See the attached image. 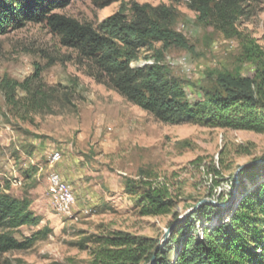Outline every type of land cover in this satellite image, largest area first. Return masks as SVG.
<instances>
[{"label":"rangeland","instance_id":"1","mask_svg":"<svg viewBox=\"0 0 264 264\" xmlns=\"http://www.w3.org/2000/svg\"><path fill=\"white\" fill-rule=\"evenodd\" d=\"M104 1L76 0L55 12L97 25L121 3L173 7L174 28L186 37L189 48L172 47L159 58L191 102L201 97L220 71L252 73L251 64L238 58L239 33L249 34L264 47V0L251 3L248 15L239 17L233 36L198 21L189 0H112L102 6ZM147 63L148 59L139 58L131 66ZM37 67L43 83L69 86L73 96L64 108L55 101L54 112H31L22 118L20 111L7 105L0 86V190L8 187L13 196L28 199L40 216L38 226L20 228L23 235L43 226L50 232L27 250L1 255L0 264H88L96 235L122 230L160 237L173 220L167 214H142L140 195L146 184L165 187L181 215L207 197L214 181L218 184L209 198L217 200L222 194L228 200L234 170L264 156V133L155 120L87 76L77 66L75 52L63 47L43 24L28 23L0 36V85L5 79L21 82ZM17 94L23 95L19 90ZM54 154L58 160L51 163ZM215 169L220 173L215 174ZM260 170L252 179L242 177L244 184L224 208L223 217L259 181L264 182ZM51 173H57L73 191L70 216L52 206Z\"/></svg>","mask_w":264,"mask_h":264},{"label":"trees","instance_id":"2","mask_svg":"<svg viewBox=\"0 0 264 264\" xmlns=\"http://www.w3.org/2000/svg\"><path fill=\"white\" fill-rule=\"evenodd\" d=\"M72 1L76 0H0V36L28 23L43 24L63 47L75 52L76 64L87 76L159 122L264 133V47L249 34L239 33L238 58L251 64L252 73L220 71L201 97L191 102L182 84L159 58L169 48H189L186 37L174 28L177 15L173 7L121 3L116 11L93 25L55 12ZM111 1L105 0L102 6ZM261 1L189 0L198 21L227 36L236 34L239 17L248 15L251 3ZM139 58L148 59V63L132 67L131 62ZM0 86L7 105L20 111L22 118L31 112H54L55 101L64 108L73 96L69 86L43 83L38 67L23 81L5 79ZM18 90L23 93L21 97ZM262 160L239 173L241 185L243 176L252 179L257 170L264 172V156ZM219 173L215 169V174ZM217 184L214 181L208 187L207 197H211ZM7 190L8 187L0 190V256L27 250L50 232L43 226L23 235L21 227H36L41 218L30 208L28 199L15 197ZM217 196L219 202L230 199ZM140 198L143 215L171 216L173 221L168 227L182 215L175 211L174 199L163 186L146 184ZM223 211L211 204L201 205L171 230L159 248V237L122 230L96 235L88 264H146L152 256L154 264H264V182L259 181L253 191L245 193L236 206L229 208L226 217Z\"/></svg>","mask_w":264,"mask_h":264},{"label":"water","instance_id":"3","mask_svg":"<svg viewBox=\"0 0 264 264\" xmlns=\"http://www.w3.org/2000/svg\"><path fill=\"white\" fill-rule=\"evenodd\" d=\"M263 161L262 159L260 160H253L247 163H243L240 164L233 172V179H234V187H233V191L231 193V197L227 202H219L218 200H214L212 198L209 197H205L202 198L200 201H198L194 206L190 207L189 209H187L179 218L178 221L174 222L170 227L166 228L164 230V232L162 233V235L159 237L158 242L156 244V248H159L163 245L164 241L166 240V238L168 237V235L170 234L171 230L178 225L179 223H181L184 218L191 214L193 211H195L196 209H198L201 205L203 204H211L214 206H217L219 208H226L231 201H233L236 197L237 194V190L239 189V187L241 186V181L239 179V173L246 167L255 164V163H259ZM146 264H154V257L152 256L150 258V260L146 263Z\"/></svg>","mask_w":264,"mask_h":264},{"label":"bare ground","instance_id":"4","mask_svg":"<svg viewBox=\"0 0 264 264\" xmlns=\"http://www.w3.org/2000/svg\"><path fill=\"white\" fill-rule=\"evenodd\" d=\"M58 160V154H54L50 162ZM50 200L54 210L58 213L70 216L72 207L75 204V196L69 184L65 183L57 173L49 175Z\"/></svg>","mask_w":264,"mask_h":264},{"label":"built area","instance_id":"5","mask_svg":"<svg viewBox=\"0 0 264 264\" xmlns=\"http://www.w3.org/2000/svg\"><path fill=\"white\" fill-rule=\"evenodd\" d=\"M72 190V189H71Z\"/></svg>","mask_w":264,"mask_h":264}]
</instances>
